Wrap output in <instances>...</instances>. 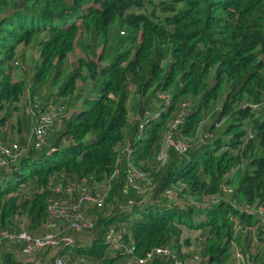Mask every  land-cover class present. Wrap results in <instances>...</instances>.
I'll return each mask as SVG.
<instances>
[{
	"label": "trees",
	"instance_id": "trees-1",
	"mask_svg": "<svg viewBox=\"0 0 264 264\" xmlns=\"http://www.w3.org/2000/svg\"><path fill=\"white\" fill-rule=\"evenodd\" d=\"M119 26L133 30L134 48L117 53L109 65L99 63L100 55L99 60L90 56L95 54L93 41L86 55L78 56L80 63L66 77L60 96L81 97L83 87L75 91L78 79L91 83V94L98 89L100 94L85 100L54 141L50 129L64 122L63 116L50 124L44 143L36 144L37 116L47 104L35 113L29 144L20 130L0 129L3 144L19 140L27 144L19 151L28 147L0 167L1 264H30L20 256L21 245L3 235L16 229L20 217L27 218V229L44 234L43 227L60 221L50 218L52 199L76 201L82 185L95 194L96 185L106 181L110 191L104 205L81 206L82 213H93L91 226L70 227V234L98 237L93 247L77 248L76 254L92 255L100 264L128 263L165 246L180 253L184 227L204 230V264H225L236 220L256 222L238 206L264 205V104L260 110L246 105L264 103V0H0V107L8 115L30 82L34 94L52 76L64 75L61 68L83 33L107 39ZM20 45H34L39 52L31 81L22 72L13 78L12 61ZM130 84L136 87L134 99L139 98L132 106ZM159 91H171L172 107L139 137L130 109L142 103L145 115L154 109ZM187 99L190 106L179 131L192 141L188 151L170 148L164 162L149 159L150 149L159 151L173 111ZM201 131L213 136L199 142ZM126 145L132 154L127 155ZM127 162L143 179L130 181L134 169L128 170ZM223 185L232 192L225 193ZM173 186L178 196L170 201L163 192ZM212 195L221 197L212 207L192 203ZM175 200L187 204L181 208ZM114 229L124 231L123 241L133 255L107 248L105 235ZM262 241L264 251V237ZM48 250L52 256H45L54 264L56 252ZM176 259L155 254L148 264H173Z\"/></svg>",
	"mask_w": 264,
	"mask_h": 264
},
{
	"label": "rangeland",
	"instance_id": "rangeland-1",
	"mask_svg": "<svg viewBox=\"0 0 264 264\" xmlns=\"http://www.w3.org/2000/svg\"><path fill=\"white\" fill-rule=\"evenodd\" d=\"M133 34H135L133 32V30L124 28V27H115L113 30H111L110 35L107 39L103 38V37H96L95 40H93V38H89V34L83 33L82 34V42L81 44H79L76 48V52L73 53L72 55L69 56V61L67 62L66 65L62 66V70L64 75H62L60 78H50L47 85L42 86V87H38L37 88V92L32 94L31 92V85L33 84V82H30L31 85H29L23 99L21 100V102L18 103L17 107L13 110H11V112L7 115V109L6 108H2L0 107V129L2 130H8L11 129L13 131H21L22 135L24 136V139L27 140L28 144L29 142L33 139V132H34V127H33V132H31L33 123H34V118H35V113L36 111L43 106V104H48L49 101H56V99L60 98V100H68L70 102V98H71V102L69 104L70 106V110L66 115V119L64 120V122H58L55 127L54 123L51 127L50 130H53L52 133L53 135L51 136V141L57 137L56 135L58 134V132L61 130V128H63L66 124V120H68L69 118H71V114L73 112H77L79 110L82 109V106L85 105V98L83 97L82 99H80L79 94L76 93L73 96H69L66 95L64 96V98L62 96H60L61 90H63L65 88L64 84L66 81V77L69 74H72L73 71H76L77 66L79 65L80 61H79V57L78 56H85L86 55V48L89 47V45L91 44V42L93 41V48L95 50V54H93V52L90 54V56L95 59V60H99L98 55L101 56V61H99V63L101 65H109V63L111 62V60H113V58L115 57V55L119 52H123L127 49L132 50L134 48V42H133ZM21 47H17V55L15 57V59L12 61L13 65H14V69L18 72H22L24 74V76H26L30 81L31 76L33 74V71H35V62L36 59H39V52H37L35 50V46L34 45H20ZM38 53V54H37ZM52 75H55V71L52 72ZM13 76H17L16 74ZM85 84H87V82L78 79L77 80V89H75V91L77 92L78 89H80L81 87H83ZM129 90H130V95L128 97V104L129 101L132 103L131 106L133 105V103H136L139 98H137L136 100L134 99V95H135V91H136V87L133 84H130L129 86ZM100 94V89H98V91L96 92V95H92L90 96L91 98H94L95 96H99ZM49 98V99H48ZM190 99H187L184 101V104L186 107H188V103H189ZM152 107H154V109H151V112H153L156 108H157V101L154 99V101H152ZM139 112V109L137 108H131L130 109V115H132L131 117V121L133 124L134 123V117L137 115V113ZM4 116V118H3ZM3 118V119H2ZM59 120V119H58ZM51 135V132H50ZM162 140L159 146V151L155 152L153 150L150 149V153L148 158L149 159H156V161L161 160V156L166 153L164 150V133L162 134ZM0 139H1V134H0ZM14 141L10 139V142ZM199 142H201L200 140H198ZM8 142V143H10ZM14 142H16L17 144H19V146L21 145L22 148L26 147V143L22 144L20 143L19 140H15ZM194 142V141H193ZM52 144V143H51ZM50 144V145H51ZM127 145H129V143H126ZM127 145L123 148L126 149ZM156 145V144H155ZM155 145L152 146V148H155ZM131 149V148H129ZM21 150V154L25 153L26 150H28V147L26 149H20ZM129 153V152H128ZM127 153V155H128ZM20 154V153H19ZM168 154V153H167ZM20 156V155H19ZM18 156V157H19ZM167 155H165L166 158ZM127 164H129L127 166L128 170H131V166L130 163L127 162ZM134 173V172H133ZM136 173V172H135ZM132 174V173H131ZM130 174V175H131ZM137 174H140L139 172H137ZM131 181V180H130ZM89 187V186H88ZM24 188V187H22ZM96 190H98L99 195L102 197L103 203L105 202V200L107 199V195L109 194L110 191V184H108V182H104L101 185H96ZM71 189V188H70ZM69 189V192H72V190ZM91 189V188H90ZM95 190V191H96ZM172 190V194L175 196H178V191L177 188L175 186H173L171 188ZM23 190H21L20 192H22ZM163 196L165 198L167 197V192L166 190L163 192ZM149 197V196H148ZM174 200L173 199H170ZM176 203L181 207L184 208L187 204L186 201H182V200H175ZM91 205H93L92 203H88L87 207H90ZM233 206L236 204H232ZM93 207V206H92ZM93 213H88V211L83 212V217L84 219L88 222L89 219L92 220L93 218ZM60 216H57V219H61L59 218ZM24 218V219H23ZM27 219L25 216L20 217L18 220V224H16L15 227L16 229L13 230H24L27 229V221L25 220ZM73 221H75L73 219ZM52 222V221H51ZM53 223V224H52ZM50 223L48 226L43 227L41 230L46 229L45 232L48 231H53V232H63L65 234H68L71 236L73 242L66 246L65 250H64V259L66 261L67 264H100L98 262V258L96 259L95 257H92V255L89 254H85V256H82V254H76V250L77 248L83 247L85 248L87 247H93L95 244V240L96 238H98L97 236H94V234L92 233H84L83 234H78L75 235V232L72 231V235L70 234V231L72 229H70V226L68 225L67 222L64 221H54ZM71 225V223H70ZM182 228V227H181ZM29 231H31L28 228ZM34 231V230H33ZM31 231V232H33ZM124 232V231H123ZM258 234H256V237H258ZM67 236V235H65ZM70 243V242H69ZM247 243L249 245L250 248H253L256 244H261V242H259L258 240L254 238H247ZM203 241L201 239V235H200V229H189V228H182V235L180 238V242H179V249H180V253L178 252H173L175 257H177V259L174 261L173 264H203L202 263V256L204 257V255L202 254L203 252ZM233 245H230L228 248V253H227V257H228V261L231 262H235L236 261V257L234 254V250L232 248ZM48 249H42L39 252H37L36 254L32 255V256H27L24 257L22 255L21 258H23V260L25 262H30V264H51L50 262H48L47 258H46V254L48 255V258H51L52 253L50 254V252H48ZM83 254V255H84ZM88 255V256H87ZM182 256V261L180 259V257ZM20 258V257H19ZM73 262V263H72ZM1 264V262H0ZM20 264V263H19ZM115 264H143V262H140L139 260H130L128 263L123 262V261H118V263Z\"/></svg>",
	"mask_w": 264,
	"mask_h": 264
},
{
	"label": "built area",
	"instance_id": "built-area-1",
	"mask_svg": "<svg viewBox=\"0 0 264 264\" xmlns=\"http://www.w3.org/2000/svg\"><path fill=\"white\" fill-rule=\"evenodd\" d=\"M157 108L151 112L146 111V114L136 115L134 117V123L138 122L137 129H139L140 134L144 132V130L149 126L152 121L159 119L164 112H168L172 107V94L168 92H159ZM261 104L264 103H250L246 102V105L251 106L254 110H260ZM187 107L183 103L182 106H179V109L175 112L173 111V116L170 118L167 124V129L164 132V153L161 156V161H165L168 158V151L170 148H175L180 154H184L188 151L189 147L192 144L188 138L182 137L180 134V126L184 121V115ZM67 111V105L63 103H58L56 101H49L46 106V110L40 112L37 116L36 128H35V136H36V144L41 145L44 143L46 135L48 133V129L50 124H52L53 120L62 117L65 115ZM212 133H201L198 136V140L204 142L207 138L212 137ZM131 147H127L128 155L132 154L133 149H129ZM19 145L14 142L10 145H5L0 141V167L3 165H9V158L12 156H16L20 153ZM165 155L166 158H165ZM16 162V161H14ZM136 167L132 166L131 169H134L131 173V182L134 181V178H142L145 176L141 171L135 169ZM134 172V173H133ZM136 172V173H135ZM139 172L140 174H137ZM138 187V185L136 184ZM147 186V185H146ZM60 188V187H59ZM172 187L166 189L168 199H173L174 195L172 194ZM223 190L225 193H231L232 188L228 185H223ZM70 189V188H69ZM147 189V187H146ZM73 193V186L71 187ZM80 197L77 198L76 201H72L68 198L63 200L52 199L51 204L49 206L50 218L51 220H60V221H68L69 226L75 229H83L86 226H91V222H87L81 211V206L92 203L96 204L98 207H102L104 205L102 197L99 195L98 190L95 194L90 193V188L88 185H82L80 188ZM145 192V190H142ZM221 197L218 195H212L210 197L206 196L202 201H192L197 207L205 208L208 206H213L215 203L220 201ZM130 203H134V200H130ZM235 206V205H234ZM242 213H246L248 215H254L256 217V222L246 223L243 221L236 220L234 234L231 241V245L234 254L236 257L235 262L228 261L225 264H264V251L262 250V238L264 237V205H254V204H245L242 207L238 206ZM57 216H60L57 219ZM73 219L75 221H73ZM71 223V225H70ZM200 229L201 239L203 240L204 230ZM197 229V230H199ZM194 230V229H193ZM123 233L118 230H111L105 235L104 243L107 244V248L111 250L123 251L127 254L133 255L134 250L131 246H128L123 241ZM258 237H256V234ZM4 237L11 241H15L14 244H20V255L22 256H32L39 252L42 249L53 248L56 252V257L54 259V264H67L64 259V250L66 246L70 245L73 240L70 236H65L62 232H53L48 231L44 234L31 232L28 229L24 230H13L3 233ZM251 239L255 237L256 240L261 242V244H256L253 248H250L247 243V238ZM70 242V243H69ZM1 245V243H0ZM263 246V245H262ZM1 248V247H0ZM174 251L168 246L158 247L155 250L149 252L146 257H134L136 260L143 262V264H148V262L152 259L155 254H166L172 255L175 257ZM134 259V260H135ZM207 257L202 256V263L204 264Z\"/></svg>",
	"mask_w": 264,
	"mask_h": 264
},
{
	"label": "crops",
	"instance_id": "crops-1",
	"mask_svg": "<svg viewBox=\"0 0 264 264\" xmlns=\"http://www.w3.org/2000/svg\"><path fill=\"white\" fill-rule=\"evenodd\" d=\"M19 47H21V46H19ZM17 75L16 77L14 76L13 78L16 80L18 77H20L21 76V72H18V71H16L15 73H14V75ZM82 88V87H81ZM90 88H91V83L90 84H85L84 86H83V93H82V91L80 90V99H82L83 97L85 98V100L88 98V99H90V96H92L93 94H91L90 93ZM63 98H64V96H62ZM68 101V100H67ZM69 102V101H68ZM70 102H71V98H70ZM69 102V103H70ZM130 104H132L131 102H129ZM83 107V106H82ZM71 111V110H70ZM70 113V112H69ZM74 114V112L70 115L71 117H72V115ZM261 246V248H262V250H263V246L262 245H260Z\"/></svg>",
	"mask_w": 264,
	"mask_h": 264
},
{
	"label": "clouds",
	"instance_id": "clouds-1",
	"mask_svg": "<svg viewBox=\"0 0 264 264\" xmlns=\"http://www.w3.org/2000/svg\"><path fill=\"white\" fill-rule=\"evenodd\" d=\"M159 92H168V93H171V91H159ZM158 92V93H159ZM157 93V94H158ZM92 94H94V95H96V93H92ZM172 94V93H171ZM173 96V95H172ZM93 99H96V96L94 97V98H91V100H93ZM154 100V99H153ZM156 101H157V103H158V98H156L155 99ZM62 101H64V100H61V101H59L60 103H62ZM185 101V100H184ZM184 101H183V103H184ZM182 103V104H183ZM142 104V103H141ZM140 104V105H141ZM181 105V104H180ZM189 106H190V101H189V103H188V107L187 108H189ZM69 110H70V107H68L67 106V111H66V113H65V115L63 116V118H65L66 117V115H67V113L69 112ZM139 110H140V106H139ZM144 112H145V110L143 111V113L141 114L140 112H138L137 114H140V115H144ZM161 119V117L159 118V119H157V120H155L154 122H157L158 120H160ZM226 118H223V120H225ZM222 120V121H223ZM136 130H137V136H139V137H142V134H143V132L140 134V132H139V129H137V125H136ZM163 138V137H162ZM208 139V138H207ZM206 139V140H207ZM205 142V141H204ZM130 147V146H129Z\"/></svg>",
	"mask_w": 264,
	"mask_h": 264
},
{
	"label": "water",
	"instance_id": "water-1",
	"mask_svg": "<svg viewBox=\"0 0 264 264\" xmlns=\"http://www.w3.org/2000/svg\"><path fill=\"white\" fill-rule=\"evenodd\" d=\"M143 111H144V105H143V104H141V105H140V110H139V112L142 114V113H143Z\"/></svg>",
	"mask_w": 264,
	"mask_h": 264
}]
</instances>
